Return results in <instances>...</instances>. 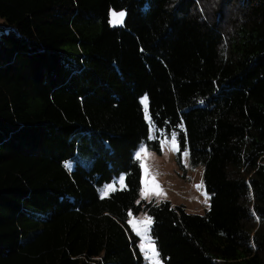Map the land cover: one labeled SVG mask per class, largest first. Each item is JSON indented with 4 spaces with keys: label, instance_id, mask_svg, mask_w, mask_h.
I'll use <instances>...</instances> for the list:
<instances>
[{
    "label": "trees",
    "instance_id": "obj_1",
    "mask_svg": "<svg viewBox=\"0 0 264 264\" xmlns=\"http://www.w3.org/2000/svg\"><path fill=\"white\" fill-rule=\"evenodd\" d=\"M0 19V264H141V214L163 264H264V0H0ZM173 133L201 215L140 200L134 153Z\"/></svg>",
    "mask_w": 264,
    "mask_h": 264
},
{
    "label": "rangeland",
    "instance_id": "obj_2",
    "mask_svg": "<svg viewBox=\"0 0 264 264\" xmlns=\"http://www.w3.org/2000/svg\"><path fill=\"white\" fill-rule=\"evenodd\" d=\"M124 12L111 11L109 16V24L112 27L122 26L118 16ZM10 26L0 19V31L7 32ZM143 105L144 118L149 125L150 132L149 141L156 140V136L147 111V100H141ZM160 143V152L150 149L144 141L140 144L134 155L138 159L141 167V194L140 200L144 202H163L169 201L172 206H183L189 213L201 215L209 204V197L203 187L202 168L192 163L189 150L181 147L175 136L163 137L158 140ZM124 188V176L110 183L98 187V195L101 198L108 197L111 193ZM128 224L133 232L143 233L147 227L149 229L147 235L138 236L140 244H144L146 253H142L143 262L141 264H154L153 260L146 258L151 257V250L154 248L158 253L155 244L150 235L152 219L146 214L129 217ZM137 235V234H136ZM158 264H163L159 255L157 257Z\"/></svg>",
    "mask_w": 264,
    "mask_h": 264
},
{
    "label": "snow or ice",
    "instance_id": "obj_3",
    "mask_svg": "<svg viewBox=\"0 0 264 264\" xmlns=\"http://www.w3.org/2000/svg\"><path fill=\"white\" fill-rule=\"evenodd\" d=\"M123 15H124V13H119V14L113 13V16H118L119 17V22H122ZM175 135H176L175 133L172 134V138L173 139H175ZM65 167L70 170L71 169V164L70 163H66ZM148 231H149V229L146 227L143 230V233L137 232L136 234H137V236H141L142 234L143 235H147ZM153 244H154V241H153ZM139 247H140L142 253H146V249L144 247V244H140ZM151 252H152L151 257L147 256V254H146V258L153 260L154 264H158L157 257H158L159 254L155 251L154 248L151 250Z\"/></svg>",
    "mask_w": 264,
    "mask_h": 264
}]
</instances>
